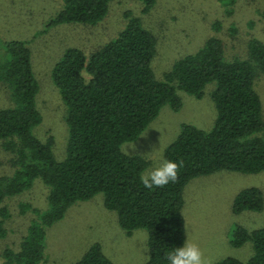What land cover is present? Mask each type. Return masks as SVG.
<instances>
[{"label":"trees","instance_id":"trees-1","mask_svg":"<svg viewBox=\"0 0 264 264\" xmlns=\"http://www.w3.org/2000/svg\"><path fill=\"white\" fill-rule=\"evenodd\" d=\"M110 1L63 0V7L47 25L95 24L106 15ZM142 2L146 12L156 0ZM125 15L127 22L115 37L89 54L68 46L52 68L66 111L63 159L54 155L53 137L40 138L34 130L42 113L36 102L39 82L27 40L2 43L0 85L9 101L0 105V148L7 153L10 170L0 174V203L30 188L37 178L49 187L47 208L35 210L38 214L17 249H4L3 264H41L46 227L60 219L73 202L97 192H103L105 206L117 212L127 232L139 227L147 230L148 258L142 264H168L167 254L185 242L183 190L191 178L219 169L264 170V119L254 88L257 70L264 71V41H248V58L226 59L223 41L208 37L159 79L151 67L155 34L139 16L131 11ZM212 80L216 81L211 94L216 106L212 127L206 130L182 123L164 150L165 159L183 162L177 181L163 188H145L139 177L146 160L124 154L121 144L135 139L165 103L179 108L177 89L200 97ZM262 207L263 194L257 186L239 191L232 204L234 212ZM6 209L0 206V236L5 235ZM249 239L253 254L247 260L226 256L209 264H264V226L249 232L237 224L230 243L240 246ZM74 264L116 263L95 242Z\"/></svg>","mask_w":264,"mask_h":264},{"label":"rangeland","instance_id":"rangeland-1","mask_svg":"<svg viewBox=\"0 0 264 264\" xmlns=\"http://www.w3.org/2000/svg\"><path fill=\"white\" fill-rule=\"evenodd\" d=\"M62 7L63 0H0V48L6 40H27L39 82L36 102L42 113L34 130L40 138L53 137L57 159L66 155L68 128L52 68L68 46H78L89 54L115 37L127 22L126 11L139 16L157 38L151 67L159 79H164V73L177 59L198 50L208 37L217 36L223 41L226 59L248 58V41H264V0H156L146 12L142 0H111L106 15L95 24L69 22L48 26ZM215 86V80L207 82L200 97L177 89L179 108L165 103L135 139L122 143L135 145L131 154L146 160L142 173L165 159V147L177 137L182 123L206 130L212 127L216 106L211 94ZM254 88L264 119V71L257 70ZM8 101V93L0 85V105ZM9 170L7 153L0 148V174ZM249 186L261 189L262 209L234 212L235 195ZM48 190L37 178L30 188L0 203L8 214L5 235L0 236V264L6 260L4 249L18 248L30 221L38 214L35 210L43 212L47 208ZM183 196L185 240L199 245L207 264L226 256L247 260L253 254L251 239L234 246L230 237L237 224L249 232L264 226V170L219 169L198 175L187 182ZM22 204H26L25 208ZM147 236L143 227L127 232L120 225L117 212L105 206L103 192H97L73 202L60 219L46 227L41 264H74L95 242L116 264H142L148 258Z\"/></svg>","mask_w":264,"mask_h":264},{"label":"clouds","instance_id":"clouds-1","mask_svg":"<svg viewBox=\"0 0 264 264\" xmlns=\"http://www.w3.org/2000/svg\"><path fill=\"white\" fill-rule=\"evenodd\" d=\"M120 150L126 155L131 154L135 151V145L125 143L121 145ZM182 166L183 162L178 164L175 161L164 159L154 168L142 173L139 179L147 189L163 188L169 183L177 181L178 172ZM166 258L168 264H207L199 245L195 242H189L187 239L183 246L174 248L167 254Z\"/></svg>","mask_w":264,"mask_h":264}]
</instances>
